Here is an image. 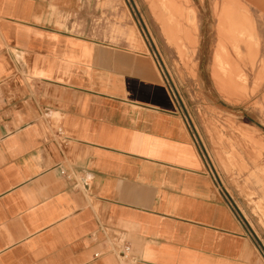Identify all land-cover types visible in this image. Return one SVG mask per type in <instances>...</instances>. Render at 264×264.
<instances>
[{"label": "crops", "instance_id": "1", "mask_svg": "<svg viewBox=\"0 0 264 264\" xmlns=\"http://www.w3.org/2000/svg\"><path fill=\"white\" fill-rule=\"evenodd\" d=\"M83 1L0 0V264H264L151 51L59 27Z\"/></svg>", "mask_w": 264, "mask_h": 264}, {"label": "rangeland", "instance_id": "2", "mask_svg": "<svg viewBox=\"0 0 264 264\" xmlns=\"http://www.w3.org/2000/svg\"><path fill=\"white\" fill-rule=\"evenodd\" d=\"M240 1L247 12L238 0H84L57 16L59 27L72 19L73 32L101 43L151 51L206 170L264 249V1ZM173 5L179 12L169 16ZM237 27L260 44L245 55L239 84L221 89L213 75L220 29L237 37Z\"/></svg>", "mask_w": 264, "mask_h": 264}, {"label": "bare ground", "instance_id": "3", "mask_svg": "<svg viewBox=\"0 0 264 264\" xmlns=\"http://www.w3.org/2000/svg\"><path fill=\"white\" fill-rule=\"evenodd\" d=\"M239 6L242 8L243 12H247L248 9L242 4L240 0H238ZM253 1H264V0H251ZM158 0H155V5H157ZM186 3L190 2V0H185ZM164 8H166L168 5H162ZM161 6V7H162ZM171 11L168 13L169 16H174L178 14V10L173 7L170 8ZM173 9V10H172ZM166 13V12H165ZM164 15V14H163ZM220 19H223L221 17ZM224 20H220V24H222ZM172 29L170 30V32ZM174 31V30H173ZM231 31H236L238 34L241 33L237 37H226L224 34V30L220 29V36H219V42H218V48L215 53L214 58V65H213V75L215 80L217 81V85L224 89L226 87H229L231 85H238L241 77L242 72H244V68L247 67V64L245 62V55L251 54L252 48L255 46H259L260 40H256L255 37H253L251 34L245 35L242 34L243 28L237 27L232 28ZM188 39L195 42V39H192V35L190 34L189 30H186ZM172 34V33H171ZM226 39H230L231 47L235 53V59L230 55V52L228 50L227 45L225 44ZM253 64V63H251ZM264 64V62H263ZM244 78L246 76V73L243 74Z\"/></svg>", "mask_w": 264, "mask_h": 264}, {"label": "built area", "instance_id": "4", "mask_svg": "<svg viewBox=\"0 0 264 264\" xmlns=\"http://www.w3.org/2000/svg\"><path fill=\"white\" fill-rule=\"evenodd\" d=\"M120 255L122 256V258H125L126 260H128L130 257V246L125 245ZM96 256H99V254H96Z\"/></svg>", "mask_w": 264, "mask_h": 264}]
</instances>
